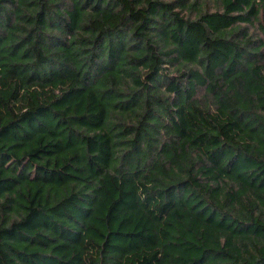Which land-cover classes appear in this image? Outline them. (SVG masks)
Listing matches in <instances>:
<instances>
[{
    "label": "trees",
    "instance_id": "16d2710c",
    "mask_svg": "<svg viewBox=\"0 0 264 264\" xmlns=\"http://www.w3.org/2000/svg\"><path fill=\"white\" fill-rule=\"evenodd\" d=\"M0 264H264V0H0Z\"/></svg>",
    "mask_w": 264,
    "mask_h": 264
}]
</instances>
